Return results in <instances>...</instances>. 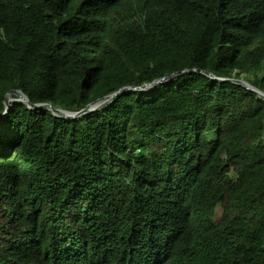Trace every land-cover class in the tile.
Instances as JSON below:
<instances>
[{
	"label": "trees",
	"instance_id": "16d2710c",
	"mask_svg": "<svg viewBox=\"0 0 264 264\" xmlns=\"http://www.w3.org/2000/svg\"><path fill=\"white\" fill-rule=\"evenodd\" d=\"M264 0H0V264H264ZM219 209V213H218Z\"/></svg>",
	"mask_w": 264,
	"mask_h": 264
},
{
	"label": "water",
	"instance_id": "95a60500",
	"mask_svg": "<svg viewBox=\"0 0 264 264\" xmlns=\"http://www.w3.org/2000/svg\"><path fill=\"white\" fill-rule=\"evenodd\" d=\"M202 73H205L203 71H201ZM207 74L210 78L214 79V80H218V81H224V80H228V81H231V82H234V83H237V84H240L242 85L243 87H245L246 89L254 92L255 94H257V96L259 98H262L264 100V92H262L261 90L257 89L256 87L252 86L250 83H248L247 81L243 80V79H224V78H219L211 73H205ZM166 78V76L158 79V80H155V81H152L150 83H146L142 86H139V87H123V88H120L118 91L112 93V94H109L108 96H105L103 99H100L98 101H94L92 103H90L87 107H85L84 109H81L79 111H65V110H60V109H55L53 107H51V105H48L49 108L54 112V113H59L60 116H64V117H72V118H75V117H79L81 116L82 114H88V113H91L95 110H97L101 105L102 103L106 102L107 100L113 98L114 96H117L120 92L124 91V90H141V89H145V88H149L155 84H158V83H161L162 80H164ZM15 94L19 100L25 102L29 107H40V106H46V104H36V105H32L29 100L27 99V97L24 95L23 92L19 91V90H14V91H9L6 96H5V110L3 112V114L0 115V118H2L7 112L8 110L10 109V102L8 101V97L11 95V94Z\"/></svg>",
	"mask_w": 264,
	"mask_h": 264
},
{
	"label": "bare ground",
	"instance_id": "6f19581e",
	"mask_svg": "<svg viewBox=\"0 0 264 264\" xmlns=\"http://www.w3.org/2000/svg\"><path fill=\"white\" fill-rule=\"evenodd\" d=\"M11 100H14V99H13V96L10 95V96L8 97V101L11 102Z\"/></svg>",
	"mask_w": 264,
	"mask_h": 264
},
{
	"label": "rangeland",
	"instance_id": "374dc122",
	"mask_svg": "<svg viewBox=\"0 0 264 264\" xmlns=\"http://www.w3.org/2000/svg\"><path fill=\"white\" fill-rule=\"evenodd\" d=\"M14 95H15V94H14ZM11 96H12V95H11ZM15 96H16V95H15ZM13 99L15 100V98H13ZM14 100H11V102L14 101ZM45 107L49 108L48 104H46ZM218 213H219V209H218Z\"/></svg>",
	"mask_w": 264,
	"mask_h": 264
}]
</instances>
